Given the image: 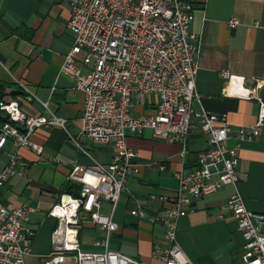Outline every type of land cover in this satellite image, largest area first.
<instances>
[{
    "label": "crops",
    "instance_id": "0c3cea01",
    "mask_svg": "<svg viewBox=\"0 0 264 264\" xmlns=\"http://www.w3.org/2000/svg\"><path fill=\"white\" fill-rule=\"evenodd\" d=\"M193 1L191 32L199 40L196 90L200 96L193 109L225 116L234 128L252 126L259 114L257 99L264 102V86L256 89V82L264 83V0ZM70 18L67 0H0V83L21 91L11 102H17L26 116H55L66 122L65 128L38 129L29 138V146L19 147L10 139L0 151V172L14 155L27 163L23 177L12 178L0 188V208L29 210L27 225L36 235L26 264H77L76 254L66 251L60 253L61 262H53L59 256L56 249L63 244H77L83 252L104 250L100 243L105 232L85 213H79L76 225L68 226L50 216L65 196L80 197V189L78 195L66 192L73 185L69 174L75 164L109 165L115 158L111 144L85 142L89 158L71 141L82 130L85 96L74 90L71 77L60 72L74 44L67 27ZM231 20L240 25L230 28ZM250 92L257 99H247ZM154 101L146 97L132 114H154ZM207 140L197 128L189 136L183 158L179 144L158 138L150 130L128 137V147L137 154L134 162L139 174L128 180L113 212L118 230L110 236L111 250L139 264H163L169 246L163 227L131 212L142 210L149 217L161 213L167 201L159 199L176 194L177 174L195 167L196 156L206 148ZM228 146L238 149V186L226 187L197 201L195 212L179 221L177 242L191 264L241 262L244 240L227 209L229 198L236 192L249 211L264 214V128L254 140L239 142L233 137ZM102 211L110 214L111 205L103 203Z\"/></svg>",
    "mask_w": 264,
    "mask_h": 264
},
{
    "label": "built area",
    "instance_id": "2783aa9c",
    "mask_svg": "<svg viewBox=\"0 0 264 264\" xmlns=\"http://www.w3.org/2000/svg\"><path fill=\"white\" fill-rule=\"evenodd\" d=\"M67 1L71 8L67 27L74 44L60 72L71 77L74 90L85 96L82 130L71 141L89 158L83 147L85 142L111 144L115 158L109 165L75 164L69 182L79 186L80 197L65 196L50 212L65 226L76 225L79 213H85L92 224L105 232L100 243L104 250L83 252L77 244H63L56 249L59 256L53 262H61L60 253L66 251L76 254L77 264H139L109 248L110 236L118 230L113 212L128 180L139 174L134 162L137 154L128 147V137L150 130L158 138L179 144L184 158L189 136L198 128L207 136V146L198 152L194 168L177 174L176 194L170 199H159L167 201L164 210L154 217L142 210L131 212L163 227L169 242L163 264H191L177 242L179 221L195 212L197 201L226 187L238 186V149L230 148L228 142L233 137L239 142L252 141L260 135L264 128V102L253 92L247 94V99L259 102L257 122L252 126L234 128L225 116L203 109L194 111L200 96L196 90L199 40L191 32L195 19L193 0ZM228 24L230 28L240 25L237 20ZM263 86L264 83L256 82V89ZM21 89L29 93L26 86L21 85ZM146 97L155 100L154 114L133 115L132 110L143 105ZM0 111L8 117L0 129V151L10 139L19 147L29 146V138L38 129L65 128L66 122L55 116H26L17 102L0 103ZM26 168L22 158L12 156L0 172V188L12 178L23 177ZM103 203L111 205L110 214L102 211ZM227 209L244 240L239 264H264V214L249 211L238 192L229 198ZM28 221L26 207L0 208V264H26L36 235Z\"/></svg>",
    "mask_w": 264,
    "mask_h": 264
},
{
    "label": "trees",
    "instance_id": "16d2710c",
    "mask_svg": "<svg viewBox=\"0 0 264 264\" xmlns=\"http://www.w3.org/2000/svg\"><path fill=\"white\" fill-rule=\"evenodd\" d=\"M20 94L21 91L18 90L16 87L9 84L0 83V103L8 104L11 101H14L17 98V96ZM6 122H8V117L4 112L0 111V127H3V125ZM66 192L70 194L73 193L74 195H78L79 187L74 184L69 185L66 189Z\"/></svg>",
    "mask_w": 264,
    "mask_h": 264
}]
</instances>
